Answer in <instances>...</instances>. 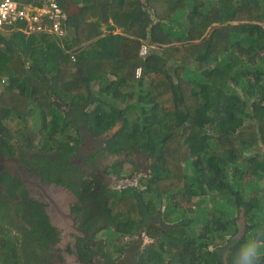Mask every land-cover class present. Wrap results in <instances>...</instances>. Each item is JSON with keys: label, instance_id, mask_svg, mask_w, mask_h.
Returning a JSON list of instances; mask_svg holds the SVG:
<instances>
[{"label": "trees", "instance_id": "trees-1", "mask_svg": "<svg viewBox=\"0 0 264 264\" xmlns=\"http://www.w3.org/2000/svg\"><path fill=\"white\" fill-rule=\"evenodd\" d=\"M57 2L68 37L0 32V120L21 116L20 135L64 157L113 131L90 160L127 151L110 173L146 170L96 193L104 263L232 264L264 242V0ZM22 222L0 228V264H51L54 228L40 211Z\"/></svg>", "mask_w": 264, "mask_h": 264}, {"label": "flooded vegetation", "instance_id": "flooded-vegetation-1", "mask_svg": "<svg viewBox=\"0 0 264 264\" xmlns=\"http://www.w3.org/2000/svg\"><path fill=\"white\" fill-rule=\"evenodd\" d=\"M90 150H93V148L78 155V160L73 159L72 156L64 157L53 152L35 154L28 162H13L15 158H11V162H7L6 157L0 158V170L9 166L13 171H7L8 173L4 176L13 177L19 184L16 198L8 199L4 193L0 194V228H8L12 231V224L22 225L21 219L12 213L15 208L21 209L23 214L28 217H33L36 211L42 212L46 217L47 223L54 228L47 213L49 206L46 203L43 190L54 186L66 188L70 191V201L68 202L70 213L74 218L76 227L82 230L86 236L79 237L70 232L67 236H63V231L54 228L58 241L50 250L53 255L50 259L51 264H90V262L105 264L98 255V242H95L93 238L96 230L102 224L104 215L103 209H101L96 198V193L103 187L109 188L114 185H116V188L124 187L128 185L129 180L118 181L114 176H103L101 174L102 166L104 164L112 165L114 161H118L121 158L112 162V158L115 155L109 156V154H105L103 156L98 155L90 160ZM34 159L35 161H33ZM31 163L34 165L30 166ZM0 176L2 175L0 174ZM44 176L48 177L45 178ZM52 176H56V179L59 182L63 181V183H58L51 178ZM85 179L92 180L93 188L91 191L94 196L82 195L78 191L77 188L80 181ZM12 185H14V182ZM30 203H32V206L29 205L31 207H27V204ZM34 204H39L40 206H35V211L33 212ZM32 221H34L33 218ZM85 223L89 225L86 231L84 230ZM147 239V237L143 238L145 242H148Z\"/></svg>", "mask_w": 264, "mask_h": 264}, {"label": "rangeland", "instance_id": "rangeland-1", "mask_svg": "<svg viewBox=\"0 0 264 264\" xmlns=\"http://www.w3.org/2000/svg\"><path fill=\"white\" fill-rule=\"evenodd\" d=\"M0 32L3 33V32H6V31L4 29H1L0 28ZM94 88H96V87L95 86H92V89L91 90L93 92H95L94 91ZM21 121H22V117L21 116H18L16 119H12V121H8L7 119L3 121V125L5 127H3L2 129H0V134L3 133V135H1V138H0V141H1L0 143H1V146H2L1 147V150H2V152L5 154V156L7 158H13L14 156L15 157H18L19 156V153H18V151H16L18 149H23L24 152H28V150L25 149L26 148V141L27 140H28L27 141L28 143L30 141H32L31 142L32 149L28 152V153H30V155L39 153V151H40V148H38V146H37L38 139L33 138L32 135H30L28 137L27 135H20L19 134V130L23 128V126H22L23 123H21ZM33 121L34 120L32 118H28L27 119V123H28L27 125L28 126L30 125L28 127V130L29 131L31 130V127H32V125L30 124V122H33ZM112 132H110L107 135L102 136L99 139L90 138L87 134H85L84 137H86V138H83L82 142L80 144H78L77 151L72 155V158L75 159V160H78L77 159V156L78 155H80L82 152H87L89 149H92V148L94 149L95 152H96V150L99 151V148H100V145L99 144H100V142L101 141H105L107 139V137L112 134ZM25 137H28V139L25 140ZM126 152L127 151L121 152L120 155H123ZM105 154H107V153L104 152L103 155H105ZM109 156H112V154H109ZM117 156H119V155H117ZM124 157L125 156H123L121 159H124ZM103 158H105V157H103ZM131 159L132 160H138V159H140V156H138V155L136 157L131 156ZM112 167L113 166H111V164H104L102 166V168H101V170H102L101 171V174L103 176L104 175H106V176H115V175H113L110 172H112V169H115L116 166H115V168L114 167L112 168ZM130 167L131 166L128 163H125V165L123 166L122 171L120 173V176L121 177L119 179H117V180L118 181L119 180H129L130 183L128 182V185H134V184L137 183V181H138L139 184L141 183V181L144 184V182H145L144 181V178L143 177L140 178V177L142 176V174L146 173V170L144 168H142V169H140V171L138 173L132 174L130 172ZM7 170L13 172L12 169H11V167H9V166H8ZM3 171H4V169L1 168L0 173H2ZM4 175H6V173H4V174H2V176H0L1 181L3 182V187L5 188L4 191H3L4 195L6 196V198L11 199L12 198V194L11 193L14 192V195L17 197V190L18 189L16 187H13V185H12L13 182L16 185L17 184L16 183L17 180L14 179L11 176H4ZM142 183H141V185H142ZM118 188L119 187L116 188V185H114L113 187H109V189H111L112 191H115ZM12 213H14L15 215H17L18 218L21 219V221H22L23 212L21 211V209L15 208L12 211ZM240 217L242 218V211L240 213ZM241 220L242 219H240V221H238V223L240 225V230H241V232H239V235H242L243 234V223H241ZM102 232H103L102 230H100V231L98 230V232L94 234V237L93 238H94V241L95 242H98V241L103 242V243L105 242V237L102 234ZM9 236H12L11 233L8 234V237ZM147 240H148V242L147 241L145 242L143 240V242L141 243V245H142L141 247H143L145 245H148V243L151 242L150 239H147Z\"/></svg>", "mask_w": 264, "mask_h": 264}, {"label": "built area", "instance_id": "built-area-1", "mask_svg": "<svg viewBox=\"0 0 264 264\" xmlns=\"http://www.w3.org/2000/svg\"><path fill=\"white\" fill-rule=\"evenodd\" d=\"M67 17L57 0H0V28L17 30L26 36L46 34L57 38L66 35ZM18 24L19 29L14 26ZM149 50L147 44L140 46L139 55L145 56ZM140 69L136 70V77Z\"/></svg>", "mask_w": 264, "mask_h": 264}, {"label": "water", "instance_id": "water-1", "mask_svg": "<svg viewBox=\"0 0 264 264\" xmlns=\"http://www.w3.org/2000/svg\"><path fill=\"white\" fill-rule=\"evenodd\" d=\"M127 153L119 156H113L112 161L117 160L126 156ZM43 195L46 198V203L49 208L47 213L50 216L51 224L54 228L63 231L62 235L73 233L79 237H85V233L78 229L75 225L74 218L72 217L68 202L70 201V191L66 188L50 187L43 190ZM243 223V220H241ZM241 232V230L239 231ZM90 264H94L90 262ZM222 264H227V254L224 253L222 257Z\"/></svg>", "mask_w": 264, "mask_h": 264}, {"label": "clouds", "instance_id": "clouds-1", "mask_svg": "<svg viewBox=\"0 0 264 264\" xmlns=\"http://www.w3.org/2000/svg\"><path fill=\"white\" fill-rule=\"evenodd\" d=\"M6 32L9 30L4 29ZM20 32V31H18ZM22 33V32H21ZM23 34V33H22ZM25 37V34H23ZM1 116V114H0ZM1 121V120H0ZM3 121H1V125ZM1 129V127H0ZM3 133L0 134V138ZM1 142V141H0ZM1 145V143H0ZM21 150V149H18ZM29 152V151H28ZM0 158H5V155H0ZM7 158V157H6ZM8 159V158H7ZM8 162V161H7ZM2 183V181L0 180ZM264 261V242L257 240H245L240 243L238 249L232 257V264H262Z\"/></svg>", "mask_w": 264, "mask_h": 264}, {"label": "crops", "instance_id": "crops-1", "mask_svg": "<svg viewBox=\"0 0 264 264\" xmlns=\"http://www.w3.org/2000/svg\"><path fill=\"white\" fill-rule=\"evenodd\" d=\"M15 28H18L19 29V26L16 24L15 26H14ZM11 31H16V32H18L17 30H10V31H8V32H11ZM68 30L66 29V35H65V37H68ZM52 37H54V36H52ZM55 38H57V37H55ZM57 39H59L60 40V38H57ZM94 91H96V88H94ZM1 145H0V152H1V155H5L3 152H2V150H1ZM16 151H18V153H19V156H18V158L17 157H13V158H15V160L13 161V162H16V161H20V162H28L30 159H31V157L33 156V155H35V154H33V155H30V153H28V152H24V150L23 149H21V150H16ZM1 157V156H0ZM6 160L8 161V162H11V158H6ZM33 161H35V159L33 160ZM34 164H30V166H33ZM4 169V171L2 172V173H0L1 175L2 174H4V173H8L7 171V168H3ZM1 179V178H0ZM0 194H3V191H4V187H3V184L0 182Z\"/></svg>", "mask_w": 264, "mask_h": 264}]
</instances>
